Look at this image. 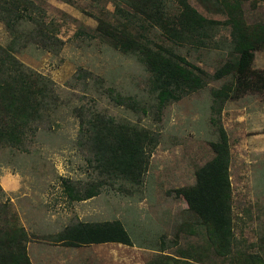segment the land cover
Masks as SVG:
<instances>
[{"label": "rangeland", "instance_id": "1", "mask_svg": "<svg viewBox=\"0 0 264 264\" xmlns=\"http://www.w3.org/2000/svg\"><path fill=\"white\" fill-rule=\"evenodd\" d=\"M34 1L44 10L46 20H53L61 44L57 50L47 51L20 43L13 55L24 67L53 82L59 108L38 125L33 135H27L24 149L0 147V225L23 228L30 264H186L180 252L189 257L204 245V233L180 192L193 184L195 169L213 154L209 141L216 140L217 132L211 122L216 118L211 91L232 83L227 77L209 80L159 107L148 91L144 65L134 55L94 36L96 20L88 12L98 14L103 5L104 16L112 20L109 2L95 6L91 0ZM188 2L207 18L223 19L206 12L197 0ZM242 11L247 23L263 22L264 0H244ZM10 38L0 22V46L6 47ZM228 39L227 28L218 27L215 40L225 46ZM180 52L208 73L225 59L224 49ZM250 70L249 82L256 80V73L264 75V48L253 51ZM234 87L232 84L231 97L217 116L229 145L233 234L238 249L261 254L264 90L240 92L245 85ZM109 89L111 95L135 99L142 109L115 103L106 92ZM79 107L84 112L96 110L115 121L144 127L153 134L155 143L144 147L146 166L138 182L117 177L89 198L68 199L63 179L81 190L97 179L92 153L78 134ZM142 144L141 139L138 145ZM111 220L122 224L130 245L70 246L54 240L63 227L76 222ZM206 256L201 260L204 263L211 260L213 264H226L212 251Z\"/></svg>", "mask_w": 264, "mask_h": 264}, {"label": "trees", "instance_id": "2", "mask_svg": "<svg viewBox=\"0 0 264 264\" xmlns=\"http://www.w3.org/2000/svg\"><path fill=\"white\" fill-rule=\"evenodd\" d=\"M91 1L95 6L109 2L113 8L112 20L104 16L103 5L98 14L88 12L96 20L94 36L123 53L134 55L144 65L148 72V91L159 107L180 99L209 80L222 77L229 78L234 88L245 85L240 92L264 90L262 73H256V80L249 82L253 51L264 48V21H245L244 0H197L206 12L223 16L221 20L201 15L188 0ZM45 17L44 10L34 0H0V22L11 35L9 44L0 46V147L24 149L23 140L27 135H33L38 125L59 108V95L53 82L24 67L13 55L20 43H31L47 51L58 49L61 40L56 36L57 27L52 19ZM221 26L228 30L225 46L215 40ZM211 48L225 51V59L211 73L189 62L180 52L182 49ZM232 84L211 91L216 114L211 122L217 132L216 140L209 141L213 154L195 169L193 184L180 192L188 203V210L196 217V225L204 233V245L195 248L189 257L180 252L186 264H213L211 260L201 261L207 258L208 251L223 257L226 264H264V246L260 248L261 254L243 252L238 249L233 234L229 145L226 132L217 121L224 102L231 97ZM106 92L119 105L142 109L131 97L111 95L110 89ZM76 116L78 134L82 144L92 153L97 179L83 190L63 179L68 199L89 198L109 179L117 177L138 182L146 166L144 147L155 143L153 134L144 127L115 121L96 110L84 112L79 107ZM141 139L143 144L139 146ZM54 238L70 246L104 242L131 244L118 220L76 222L63 227ZM25 241L22 227L1 224L0 264H30Z\"/></svg>", "mask_w": 264, "mask_h": 264}, {"label": "crops", "instance_id": "3", "mask_svg": "<svg viewBox=\"0 0 264 264\" xmlns=\"http://www.w3.org/2000/svg\"><path fill=\"white\" fill-rule=\"evenodd\" d=\"M106 243H115V242H104V243H97V244H106ZM120 244V243H119ZM124 245V244H123Z\"/></svg>", "mask_w": 264, "mask_h": 264}]
</instances>
